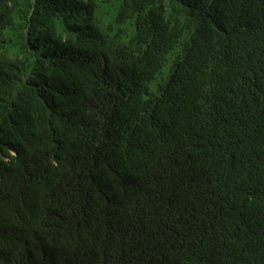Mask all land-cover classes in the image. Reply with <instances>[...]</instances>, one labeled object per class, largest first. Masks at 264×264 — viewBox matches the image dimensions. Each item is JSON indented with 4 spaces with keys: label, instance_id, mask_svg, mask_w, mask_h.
I'll list each match as a JSON object with an SVG mask.
<instances>
[{
    "label": "trees",
    "instance_id": "1",
    "mask_svg": "<svg viewBox=\"0 0 264 264\" xmlns=\"http://www.w3.org/2000/svg\"><path fill=\"white\" fill-rule=\"evenodd\" d=\"M0 264H264V0H0Z\"/></svg>",
    "mask_w": 264,
    "mask_h": 264
}]
</instances>
